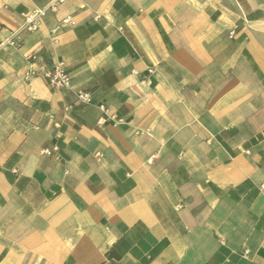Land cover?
<instances>
[{
  "label": "crops",
  "instance_id": "1",
  "mask_svg": "<svg viewBox=\"0 0 264 264\" xmlns=\"http://www.w3.org/2000/svg\"><path fill=\"white\" fill-rule=\"evenodd\" d=\"M52 1L0 0V264H264V0H65L24 30Z\"/></svg>",
  "mask_w": 264,
  "mask_h": 264
},
{
  "label": "built area",
  "instance_id": "2",
  "mask_svg": "<svg viewBox=\"0 0 264 264\" xmlns=\"http://www.w3.org/2000/svg\"><path fill=\"white\" fill-rule=\"evenodd\" d=\"M64 2L65 0H53L48 6V9L35 10L33 12L27 13V15H25L24 17L23 29L29 33L35 32L38 26L40 25L42 19L46 16L48 10L53 11L57 8L59 4H62ZM63 24L76 25L75 21L71 17L66 18L63 21ZM17 35L18 33H14L12 37L7 39L5 42L0 40V45L7 43L19 48L21 46L20 43L15 41ZM27 75L33 76L35 75V73L29 72ZM43 78L47 80L48 83L56 89L70 90L73 88L72 77L67 69L66 64L62 61H59L54 64L50 70L44 71ZM78 98L84 103H90L92 101L90 95L83 91L78 92ZM100 108L102 111L106 112V108L104 105H102ZM43 153L49 156L52 155V152L48 150L43 151Z\"/></svg>",
  "mask_w": 264,
  "mask_h": 264
}]
</instances>
